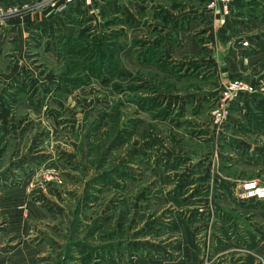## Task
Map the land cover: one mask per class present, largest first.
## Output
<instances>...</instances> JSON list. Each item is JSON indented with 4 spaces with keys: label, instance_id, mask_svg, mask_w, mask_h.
I'll return each instance as SVG.
<instances>
[{
    "label": "rangeland",
    "instance_id": "rangeland-1",
    "mask_svg": "<svg viewBox=\"0 0 264 264\" xmlns=\"http://www.w3.org/2000/svg\"><path fill=\"white\" fill-rule=\"evenodd\" d=\"M216 1L0 0V264H264V0Z\"/></svg>",
    "mask_w": 264,
    "mask_h": 264
},
{
    "label": "built area",
    "instance_id": "built-area-1",
    "mask_svg": "<svg viewBox=\"0 0 264 264\" xmlns=\"http://www.w3.org/2000/svg\"><path fill=\"white\" fill-rule=\"evenodd\" d=\"M216 2L217 4H219L223 14H225L226 16L230 15L232 11V0H217ZM246 88L247 87L242 81L235 80L229 83L224 95L229 98L238 92L246 90ZM251 189H255L253 193L259 198L264 196V187H260L259 185L256 186V184H249L248 186H246L247 191Z\"/></svg>",
    "mask_w": 264,
    "mask_h": 264
},
{
    "label": "trees",
    "instance_id": "trees-1",
    "mask_svg": "<svg viewBox=\"0 0 264 264\" xmlns=\"http://www.w3.org/2000/svg\"><path fill=\"white\" fill-rule=\"evenodd\" d=\"M95 48H97V45L95 46ZM92 52L94 51H91V54H94ZM87 64H89L90 66H95L94 68H97L96 65H92L93 63L91 62V60H89ZM258 106L261 107V109H264L263 106H260V105ZM9 118H10V108L7 105H5V103H1L0 104V130L2 129V131L6 132V134H7V130L9 127Z\"/></svg>",
    "mask_w": 264,
    "mask_h": 264
}]
</instances>
